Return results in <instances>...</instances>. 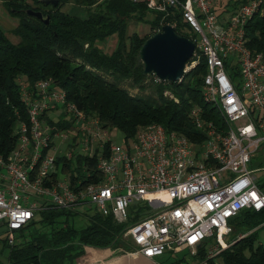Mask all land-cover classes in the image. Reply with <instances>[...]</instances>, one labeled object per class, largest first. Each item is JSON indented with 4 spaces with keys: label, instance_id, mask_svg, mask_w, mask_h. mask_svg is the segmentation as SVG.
I'll list each match as a JSON object with an SVG mask.
<instances>
[{
    "label": "built area",
    "instance_id": "built-area-1",
    "mask_svg": "<svg viewBox=\"0 0 264 264\" xmlns=\"http://www.w3.org/2000/svg\"><path fill=\"white\" fill-rule=\"evenodd\" d=\"M127 1L160 14L158 32L165 25L178 28L181 20V31L195 46L185 73L205 59L201 100L216 119L191 108L198 142L149 124L117 143L97 117L68 102L50 79L32 86L18 78L27 121L17 123L15 147L0 156V228L11 244L36 213L48 208L77 212L89 204L119 224L134 219L121 235L133 247L129 255L154 260L184 248L194 256L215 234L211 258L231 231L229 219L244 209L264 208V194L248 167L264 152V56L252 53L245 39L248 21L264 15V0H248L232 13H217L211 0ZM232 69L238 84L227 72ZM164 96L177 102L169 92ZM60 121L64 127L56 126ZM84 158L95 160L99 177L86 172ZM61 159L72 162L75 176L86 173L92 182H72Z\"/></svg>",
    "mask_w": 264,
    "mask_h": 264
},
{
    "label": "trees",
    "instance_id": "trees-1",
    "mask_svg": "<svg viewBox=\"0 0 264 264\" xmlns=\"http://www.w3.org/2000/svg\"><path fill=\"white\" fill-rule=\"evenodd\" d=\"M57 1L58 5L53 7L43 5L40 0H3L10 14L19 18L13 34L20 41L13 44L0 28V156H7L15 147L17 123L27 121L16 82L21 77L32 86L40 80L50 79L56 88L65 92L68 102L85 114L97 117L101 129L117 130L126 141L149 124L162 125L167 131L182 134L191 142L199 141L189 118L191 108L198 106L205 117L216 119L213 109L201 100L207 72L205 59L200 57L198 64L184 73L179 82L152 80L147 85L150 76L143 73L139 50L150 36L140 37L135 33L126 36L130 21L149 24L153 30L161 28L160 14L127 0ZM247 1L229 0L224 11L232 13ZM70 2L82 7L87 16L80 18L60 12L59 8ZM27 9L49 16V23L26 15ZM174 17L179 19L177 13ZM178 24L175 33L190 39L181 31L180 19ZM112 36H116V45L110 54H106L97 42ZM245 39L246 47L252 53L264 56V15H256L248 21ZM125 81L129 82L130 88L139 91L149 88L153 95L133 96L119 86ZM165 92H170L177 102L165 97ZM48 122L54 126L50 119ZM56 126L64 127L65 124L60 121ZM61 161L72 182L78 178L85 184L92 182L86 173L77 171L75 176L71 161ZM84 161L86 172L92 174V178L99 177L95 160L84 158ZM256 184L264 194V174ZM72 212L48 208L36 213L27 225L14 233L11 244L5 234H0V258L3 257L6 264H76L86 248L132 251L131 244L121 235L134 219L119 224L112 215L104 216L94 208L84 214L86 226L76 229L73 224H67V217L76 214ZM62 217L65 218L63 222L59 221ZM227 224L231 229L226 235L229 238H225L227 247L207 258L209 249L216 245L214 234L204 240L196 255L190 256L192 264H264V238L259 240V231L264 229V208L241 210Z\"/></svg>",
    "mask_w": 264,
    "mask_h": 264
},
{
    "label": "rangeland",
    "instance_id": "rangeland-1",
    "mask_svg": "<svg viewBox=\"0 0 264 264\" xmlns=\"http://www.w3.org/2000/svg\"><path fill=\"white\" fill-rule=\"evenodd\" d=\"M212 5L217 13L224 12L226 10V4L229 0H211ZM29 3H31L29 1ZM60 12L69 14L72 16H77L80 18H85L87 16L86 11L80 7L76 6L73 2H70L69 4H65L59 8ZM19 24V18L14 17L12 14H10L9 10L4 5L3 0H0V28L5 33L6 37L9 39L10 42L13 44H17L20 39L13 34V29ZM158 27H156L154 30L150 28L149 24L145 23H139L136 21H130L126 30V36H130L131 34L135 33L138 34L140 37H148L152 36L153 33H158ZM189 36V34H188ZM116 36H112L110 38H107L104 41L97 42V46L101 48L106 54H110L116 45ZM189 62V61H188ZM187 62V63H188ZM186 63V64H187ZM227 72L230 74V72L233 74L234 82L235 84L240 83V79L238 77L237 69L227 70ZM150 77L146 80L147 85H150L152 83L153 76L149 75ZM108 81H112L111 78L107 77ZM121 88H124L129 91L131 95H140V96H149L153 95V92L149 88H146L144 91H139L137 88H130L129 82H121L119 84ZM170 93V92H169ZM54 116V115H53ZM106 134H109L111 139L114 142L122 143L123 138L121 134L117 130H105ZM103 132V133H104ZM249 169L253 171L256 178L259 179L264 174V152L258 153L254 155L251 159V162L248 165ZM94 207L86 204L82 207L81 210H77V212L74 215L67 217V224L68 225H74L76 229L84 228L87 224V218L84 216V214L89 213L90 210H93ZM59 221L63 222L65 221V218L59 219ZM1 236L4 235V232L0 230ZM225 238L228 239L229 235L220 239V243H223V246L219 245L218 253L220 250L225 249L227 247ZM264 238V229L259 231V240H262ZM216 241V237H215ZM3 258V257H2ZM4 261V260H3ZM2 261V262H3ZM154 264H192V258L190 257L187 249H178L176 251L169 252V255H164L161 257H156L154 259Z\"/></svg>",
    "mask_w": 264,
    "mask_h": 264
},
{
    "label": "water",
    "instance_id": "water-1",
    "mask_svg": "<svg viewBox=\"0 0 264 264\" xmlns=\"http://www.w3.org/2000/svg\"><path fill=\"white\" fill-rule=\"evenodd\" d=\"M43 5H58L57 0H40ZM26 15L34 17L44 24L49 23V16L40 11L27 9ZM194 43L175 33L168 25L150 36L139 50V59L145 75H153L162 82H179L185 73V65L192 58Z\"/></svg>",
    "mask_w": 264,
    "mask_h": 264
},
{
    "label": "crops",
    "instance_id": "crops-1",
    "mask_svg": "<svg viewBox=\"0 0 264 264\" xmlns=\"http://www.w3.org/2000/svg\"><path fill=\"white\" fill-rule=\"evenodd\" d=\"M0 258L1 264H6ZM76 264H154L153 260L145 259L141 256L129 255L120 249L95 250L86 248L84 255L76 261Z\"/></svg>",
    "mask_w": 264,
    "mask_h": 264
},
{
    "label": "bare ground",
    "instance_id": "bare-ground-1",
    "mask_svg": "<svg viewBox=\"0 0 264 264\" xmlns=\"http://www.w3.org/2000/svg\"><path fill=\"white\" fill-rule=\"evenodd\" d=\"M223 244V243H222ZM224 245V244H223Z\"/></svg>",
    "mask_w": 264,
    "mask_h": 264
}]
</instances>
